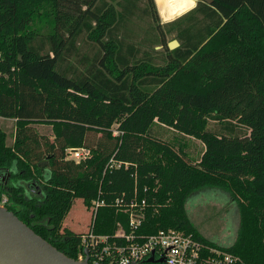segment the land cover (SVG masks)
<instances>
[{"label":"trees","instance_id":"1","mask_svg":"<svg viewBox=\"0 0 264 264\" xmlns=\"http://www.w3.org/2000/svg\"><path fill=\"white\" fill-rule=\"evenodd\" d=\"M149 19L157 59L135 30ZM164 27L179 48H168ZM164 27L154 0H0V118L15 121L13 135L0 130V204L7 197L9 211L75 260L84 234L63 222L82 199L89 210L104 202L98 235L129 231L128 209L144 201L140 235L178 229L264 264V0H200ZM191 140L204 146L199 158ZM82 148L88 159L67 160ZM204 186L238 204L230 246L188 219L186 203Z\"/></svg>","mask_w":264,"mask_h":264},{"label":"built area","instance_id":"2","mask_svg":"<svg viewBox=\"0 0 264 264\" xmlns=\"http://www.w3.org/2000/svg\"><path fill=\"white\" fill-rule=\"evenodd\" d=\"M90 154L87 148L69 149L67 160L80 163L88 159ZM121 166L122 164L115 165L116 168ZM5 203L2 202L1 206H5ZM103 204L100 200L92 203V221ZM144 206L143 201L137 209V204L132 202L131 209H128L129 231L120 226L112 235H98L91 224L90 231L82 237L83 253L79 260L86 257L84 252L88 250L90 264H151L148 263L151 257L156 261L163 259L158 264H251L239 255L206 244L194 234L182 230L171 228L153 235H140L138 231L145 217Z\"/></svg>","mask_w":264,"mask_h":264},{"label":"rangeland","instance_id":"3","mask_svg":"<svg viewBox=\"0 0 264 264\" xmlns=\"http://www.w3.org/2000/svg\"><path fill=\"white\" fill-rule=\"evenodd\" d=\"M46 18V16H43L41 22L38 24L45 31L49 30L50 25ZM160 25L164 27L165 24L160 20ZM155 27H157V24H155L152 19H149L146 22H139L135 30L138 35L137 39L145 43L143 48L149 51L154 59H157L159 58L158 56L161 55L157 53L162 50V47L157 46L158 40L152 36ZM164 31H167L165 27ZM166 35L169 43L175 40V33L169 34L166 32ZM153 48L157 53L153 51ZM82 55L91 57L92 51L89 47L84 48ZM36 129L43 135L52 136V128L49 126L37 125ZM113 129L116 131L117 126H114ZM0 130H5L10 135H13L15 131V121L0 118ZM115 133L117 134V132ZM174 137L175 132L171 130H167L166 134L162 136L165 140H173ZM12 142L13 138L10 137L8 139V144H12ZM203 149L204 146L202 143L196 140L190 142L188 148V150L193 152L195 158H199ZM9 176H11V174L7 172L5 179ZM11 182L12 180L10 183ZM2 202H7V197L4 196ZM186 211L190 223L204 239L215 242L221 246H230L236 241L240 231V211L236 200L225 188L204 186L193 191L186 203ZM91 224L92 215L83 200H74L70 212L64 219L63 229L70 230L76 234H87L91 229Z\"/></svg>","mask_w":264,"mask_h":264},{"label":"water","instance_id":"4","mask_svg":"<svg viewBox=\"0 0 264 264\" xmlns=\"http://www.w3.org/2000/svg\"><path fill=\"white\" fill-rule=\"evenodd\" d=\"M208 2L212 3V0ZM179 47L177 40L168 44L170 50ZM84 253L86 257L83 260L69 258L8 208L0 206V264H90L89 251ZM162 262L163 259L156 261L154 257L148 260L151 264Z\"/></svg>","mask_w":264,"mask_h":264},{"label":"crops","instance_id":"5","mask_svg":"<svg viewBox=\"0 0 264 264\" xmlns=\"http://www.w3.org/2000/svg\"><path fill=\"white\" fill-rule=\"evenodd\" d=\"M160 20L167 24L197 7L200 0H154Z\"/></svg>","mask_w":264,"mask_h":264},{"label":"flooded vegetation","instance_id":"6","mask_svg":"<svg viewBox=\"0 0 264 264\" xmlns=\"http://www.w3.org/2000/svg\"><path fill=\"white\" fill-rule=\"evenodd\" d=\"M0 178H1V175H0ZM10 179H11V176L6 177V179H5V176H4V178H3V180H4L6 183H9V182H10Z\"/></svg>","mask_w":264,"mask_h":264}]
</instances>
